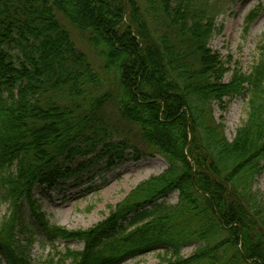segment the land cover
<instances>
[{
	"label": "trees",
	"instance_id": "obj_1",
	"mask_svg": "<svg viewBox=\"0 0 264 264\" xmlns=\"http://www.w3.org/2000/svg\"><path fill=\"white\" fill-rule=\"evenodd\" d=\"M231 2L0 0V262L30 264L20 238L28 247L39 231L55 250L43 264L155 250L157 264H264V42L247 75L209 48ZM237 96L246 118L227 141L214 106ZM153 155L166 169L87 229L50 224L34 197ZM173 192L176 203L163 200ZM55 239L83 247L59 251Z\"/></svg>",
	"mask_w": 264,
	"mask_h": 264
},
{
	"label": "rangeland",
	"instance_id": "obj_2",
	"mask_svg": "<svg viewBox=\"0 0 264 264\" xmlns=\"http://www.w3.org/2000/svg\"><path fill=\"white\" fill-rule=\"evenodd\" d=\"M251 13L256 15L251 22L246 23ZM216 27L220 30L210 39L209 48L218 53L231 70L238 69L246 75L249 74L259 58V46L264 42V0H233L217 17ZM73 35L78 47L83 51L88 50L78 36L75 33ZM230 76L231 72H228L224 81L227 82ZM246 112V98L243 96L230 100L225 111H221L217 105L214 106V117L216 121L224 124L227 141L233 139L236 129L246 118ZM166 167L165 160L160 156H144L138 161L127 160L110 170L99 172L92 170L78 185L74 181H66L53 190L37 187L34 190V197L50 224L68 230H83L106 217L137 184L161 173ZM254 187L260 192L264 191V170ZM177 199L176 192L163 198L170 204L176 203ZM22 209L25 224L34 230V221L30 217L28 206L22 204ZM4 210L5 206L1 207L0 218ZM20 239L30 264H43L55 253L49 242H43L45 238L39 231L28 247L26 241L22 237ZM54 242L59 251L64 248L81 250L83 247L81 242L74 240L55 239ZM195 248V243L185 245L180 251L181 255L188 256ZM158 254H162V251H151L120 264H157ZM0 264L7 262L2 259Z\"/></svg>",
	"mask_w": 264,
	"mask_h": 264
}]
</instances>
